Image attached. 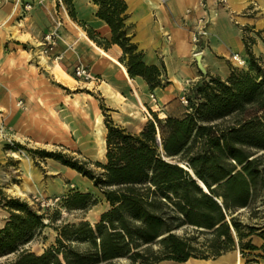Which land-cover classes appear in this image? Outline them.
<instances>
[{
    "label": "trees",
    "instance_id": "16d2710c",
    "mask_svg": "<svg viewBox=\"0 0 264 264\" xmlns=\"http://www.w3.org/2000/svg\"><path fill=\"white\" fill-rule=\"evenodd\" d=\"M65 1L72 6L73 0ZM92 1L96 16L111 29L108 43L129 56V75L143 78L150 89L163 88L164 66L148 65L145 52L132 41L135 25L127 1ZM247 55V70L232 68L226 79L203 78L192 90L194 97L188 96L190 106L182 118H156L138 133L108 122L107 163H98L101 175L65 162L94 181L111 205L95 226L83 221L74 230L73 240L89 247H66L63 241L71 236L65 231L58 245L42 254L24 248L45 225L44 217L9 199L5 206L11 216L0 228V257L15 255L6 264H98L123 257L132 264L184 263L218 258L235 249L236 236L243 252L259 250L252 236L260 231L264 238V226L245 225V233L234 216L259 197L264 200V69L248 45ZM97 203L91 192H75L66 207L88 210ZM183 227H191V235L178 236ZM200 235L212 238L196 246ZM245 237L251 238L244 242ZM155 243L162 247L158 252L152 249Z\"/></svg>",
    "mask_w": 264,
    "mask_h": 264
},
{
    "label": "rangeland",
    "instance_id": "374dc122",
    "mask_svg": "<svg viewBox=\"0 0 264 264\" xmlns=\"http://www.w3.org/2000/svg\"><path fill=\"white\" fill-rule=\"evenodd\" d=\"M152 1L165 8L173 0ZM45 2H52L56 9L50 15L48 32L54 30L55 20L62 22L57 30L60 39L57 41L55 50L45 53L42 38L40 43L19 44L15 52L10 50L8 57H3L0 60V113H2L0 115V200L5 198L3 204L0 205V228L5 226L11 216V211L5 206L7 200L18 199L26 203L44 217L45 225L34 233L33 239L28 244L24 245V248H28L36 254H42L46 249L54 245L57 246L58 239L65 231L71 236L69 240L66 238L63 241L66 247L72 246L79 250L89 247L88 242L73 240L75 238L74 230L79 229V224L83 221L95 226L100 222L102 214L111 208L102 189L95 187L94 181L65 162H78L91 169L95 175H101L103 168L98 163H107L108 122L112 121L130 132L138 133L148 121L159 119L158 113L151 109L153 104H159L160 109L168 116L178 115L184 110H188L190 106L188 96L194 97L192 90L196 89V86L202 85L203 78L218 77L209 74L205 69H200L201 76L198 79L186 80L183 86H178L180 89L175 90L174 86H169L164 66L163 84L165 86L157 88V90L161 89L159 94H162V92H169L167 88H170L171 96H176L171 102L172 106L164 105L158 95L153 92L154 90L148 88L149 86L146 88V86L137 85L129 87L130 90H127L129 98L127 99L125 96L126 101L120 103L112 97V91L108 92L104 84L108 83L114 90L112 82L107 81L105 76L100 75L99 72L105 70L104 60L106 59L111 65L113 64V66L110 65V68L115 73L120 74L122 68L118 63L101 54H103L102 50L108 51L113 45L117 46L121 50L117 61L126 69L129 56L124 54L119 45L108 43L111 41V37L106 38L102 32L94 30L84 22L77 24L80 31L86 32L83 37L84 41L80 39L82 35L77 36L74 41L66 40L65 31L71 32L73 25L71 21H76L73 5L69 6L65 0H61V2L45 0ZM209 3L208 0H196L195 4L187 7V11L182 17V23L188 26L191 20L190 16L199 10L200 15L195 17L193 25L195 27L205 16L206 19L208 18L209 30L210 25L216 20V16L211 14L212 6ZM214 3L216 8L221 11L219 17L225 24L222 33L223 39L228 44L235 45L236 51L240 50L239 46L245 41L246 50L248 45L264 69V11L259 0H251V4L243 9L230 4L228 0L224 2L215 0ZM61 11L66 15L65 17L62 16ZM83 12L87 16L91 15V11L85 5ZM65 19H67V23H65ZM130 23H132L131 19ZM133 24L135 25V23ZM161 26L163 37L170 40L169 30L164 29L163 23ZM192 29L194 30V28ZM193 30L189 32L191 40ZM71 33L73 34V32ZM130 33H135V26L130 30ZM89 40L102 49L100 53ZM132 41L136 43L135 37ZM258 49L262 50L260 55L258 52L254 53V50ZM139 50H141L140 47ZM58 54L62 58L56 60ZM209 60L213 71H218L217 66H213L215 61L211 58ZM245 61V65L234 61L235 66H232L231 69L247 70V59ZM194 63L198 64L197 60ZM82 66L92 78L86 79L77 75V68ZM226 71L227 68L222 67L223 75ZM118 97L120 96L118 95ZM145 109L148 112H145ZM98 115L102 117L103 121L104 148L97 138L95 118ZM30 167H33V170L29 176L27 170ZM15 185L26 187L27 195L17 194L14 190ZM75 192H91L98 201L97 205L88 210L66 207V201ZM56 199L60 200L56 201ZM49 200H53V202ZM43 202L46 204L42 205ZM94 211L100 213L96 214L95 222L91 218ZM234 216L239 218L245 233H248L245 225L257 228L264 226V200L259 197L248 208L236 211ZM73 223L76 225H69ZM191 230V227H183L177 230L176 234L185 237L191 235ZM259 234L260 231L252 236V243L259 247V250L246 249L243 252L238 244L239 238L236 236L235 249L221 256L240 253L244 264L264 262V250L261 249L264 245V238ZM211 238L212 236L200 235L194 244L200 246L202 242ZM250 238L245 237L243 241L247 242ZM161 248L159 243L152 246L154 252H158ZM13 258H15L14 254L0 257V264H6ZM168 263L181 264L171 260L155 264ZM98 264L132 263L131 259L123 257Z\"/></svg>",
    "mask_w": 264,
    "mask_h": 264
},
{
    "label": "crops",
    "instance_id": "0c3cea01",
    "mask_svg": "<svg viewBox=\"0 0 264 264\" xmlns=\"http://www.w3.org/2000/svg\"><path fill=\"white\" fill-rule=\"evenodd\" d=\"M208 1L212 6L210 9L211 14L212 16H216V20L209 27V36L196 48L189 32L194 28L193 22H195V17L200 15L199 10L190 16L191 20L188 26L182 23V17L185 15L187 7L195 4L196 0H173L165 8H162L152 0H127L131 14L130 19L132 23H135V41L141 50L145 52V62L148 65L165 66L168 82L170 83L169 86H174L175 90L180 89L178 86H183L186 80L194 81L201 76L200 67L197 63H194V54L197 52L201 55V64L205 71L211 75H217L222 79L228 78L231 73V67L235 66L234 55H238L240 60L248 59L244 39V44L239 46V51L235 50L237 48L235 45H230L223 39L222 33L224 32L225 24L219 17L221 11L214 5L215 0ZM228 1L240 9L246 8L251 4V0ZM40 3L41 0H0V60L3 57H8L10 50L15 52L19 44H26L28 42L40 43L43 36L48 32L51 20L50 15L56 10L55 4H52V2ZM259 3L264 11V0H259ZM25 4H30L31 8L25 10ZM72 5L75 9L76 21H71L73 24L71 32L73 34L68 29V32L65 31L66 40L74 41L77 36L82 35L80 27L77 26L78 22L89 24L94 30L102 32L106 38L111 37L110 27L96 16L98 6L92 0H73ZM84 5L91 11L90 16L85 15L83 12ZM61 14L63 17L66 16L62 11ZM230 21L233 23L231 19ZM65 23H67V19H65ZM161 23L164 24V29L169 30L170 40L163 37ZM64 30L66 29L64 28ZM84 33L86 35V32ZM83 37V35L80 36L81 41ZM4 46L7 49H4L6 48ZM101 50L97 49L99 53ZM254 51L255 54L258 52L260 55V51L262 50L258 49ZM102 52L103 54L101 55L103 57L118 63L122 68L120 74L118 72L115 73L111 70V64L106 59L104 60L105 70L100 69L101 71L99 72L100 75L105 76L107 81L112 82L114 90L108 83L104 84L108 92L112 91V97L115 100L124 103L126 97L127 99L129 98L127 90H130V86H146V88L149 86L143 78L137 77L132 79L129 76L127 69L117 61L121 55V50L117 46L113 45L108 51L102 50ZM210 58L215 61L213 66L216 65L218 71H213ZM222 67L227 68L225 75L222 74ZM169 89L167 88L169 92H162V94H159V90L161 89H155L153 92L158 95L159 100L164 105L169 104L172 106L171 102L176 96L172 97ZM151 109L158 113L159 119L164 120L168 118V114L160 109L159 104H153ZM186 112L187 110H184L172 117L182 118ZM181 264H244V262L240 253H234L223 255L216 260L190 259ZM251 264H264V262H253Z\"/></svg>",
    "mask_w": 264,
    "mask_h": 264
},
{
    "label": "built area",
    "instance_id": "2783aa9c",
    "mask_svg": "<svg viewBox=\"0 0 264 264\" xmlns=\"http://www.w3.org/2000/svg\"><path fill=\"white\" fill-rule=\"evenodd\" d=\"M45 0H41V3ZM61 2V0H59ZM221 2H224L226 0H220ZM31 8L30 4H25L24 9L29 10ZM56 26H54V30H51L45 36L43 37V46H44V52H53L55 50V47L57 45L58 39H60V36L58 35L57 30L62 25V22L60 20H55ZM209 36V30H208V18L204 16L194 27L193 33H192V42L196 46V48L204 41L206 37ZM200 53H195L194 58L197 60ZM238 55H234L233 59L234 61H237L240 65H245L246 61L242 59L243 62L240 61V59L237 58ZM62 56L60 54L56 55V60L61 59ZM241 58V57H240ZM77 75L80 77H84L86 79L92 78L90 74L87 73V70L82 66L77 68ZM152 97H154L152 95ZM60 199H56V201H59ZM50 202H53V200H49ZM46 203L43 202L42 205H45Z\"/></svg>",
    "mask_w": 264,
    "mask_h": 264
},
{
    "label": "bare ground",
    "instance_id": "6f19581e",
    "mask_svg": "<svg viewBox=\"0 0 264 264\" xmlns=\"http://www.w3.org/2000/svg\"><path fill=\"white\" fill-rule=\"evenodd\" d=\"M68 17V16H67ZM68 19V18H67ZM81 34L85 37V33L84 31H81ZM79 41V40H78ZM90 43L92 44V46H95L97 49L101 50L94 42H92L91 40H89ZM238 58V57H237ZM239 59V58H238ZM241 62H243L242 60H240ZM145 112H148L147 109H145ZM137 118V117H136ZM95 123L97 126V138L98 140H100V142L102 143V147L104 148V144H105V139L102 138L103 136V133H104V127H103V121H102V117L100 115L96 116L95 118ZM33 170V167H30L27 172H28V175L30 176L31 175V172ZM203 189L208 192L207 190V187L204 185V184H201ZM14 190L17 192V194L21 195V196H26L27 195V188L26 187H20L18 185H15L14 186ZM86 190V189H85ZM89 191V190H88ZM49 194V193H48ZM99 213V211L97 212H92L91 214V218L93 220V222H95V217H96V214ZM100 214V213H99ZM89 218V217H88Z\"/></svg>",
    "mask_w": 264,
    "mask_h": 264
},
{
    "label": "water",
    "instance_id": "95a60500",
    "mask_svg": "<svg viewBox=\"0 0 264 264\" xmlns=\"http://www.w3.org/2000/svg\"><path fill=\"white\" fill-rule=\"evenodd\" d=\"M197 62H198V66L200 67L201 70H204V68L202 67L201 64V55L198 56L197 58ZM189 171V170H188ZM190 172V171H189ZM190 174L192 175V177L196 180V178L194 177V175L190 172Z\"/></svg>",
    "mask_w": 264,
    "mask_h": 264
}]
</instances>
